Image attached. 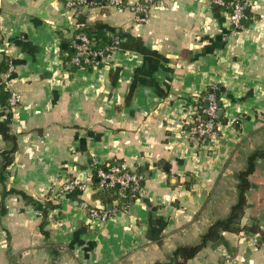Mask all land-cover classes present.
Here are the masks:
<instances>
[{
  "label": "crops",
  "instance_id": "0c3cea01",
  "mask_svg": "<svg viewBox=\"0 0 264 264\" xmlns=\"http://www.w3.org/2000/svg\"><path fill=\"white\" fill-rule=\"evenodd\" d=\"M246 3L236 28L215 0H154L144 21L104 0H0V63L12 68L1 77L18 94L0 264H155L229 215L239 173L264 151V0ZM84 28L93 42L119 40L98 69L72 62ZM210 87L221 90L218 133L197 143L187 132ZM13 145L0 134V176ZM104 162L143 176L127 209L98 189ZM72 179L90 183L64 192ZM249 180L242 223L264 232L263 157ZM223 235L186 264H264L259 234Z\"/></svg>",
  "mask_w": 264,
  "mask_h": 264
},
{
  "label": "built area",
  "instance_id": "2783aa9c",
  "mask_svg": "<svg viewBox=\"0 0 264 264\" xmlns=\"http://www.w3.org/2000/svg\"><path fill=\"white\" fill-rule=\"evenodd\" d=\"M86 1L76 0L78 4H83ZM215 1L228 11L229 18L234 27L242 28L244 26V20L246 19L245 11L247 9L246 0H230L229 2L227 0ZM108 2L110 5L121 7L132 5L138 15V19L144 21L149 7L154 3V0H108ZM76 40L72 62L77 66L90 65L98 69L103 63L112 61L114 51L119 48L118 39L113 40L110 46L100 50L93 49L92 39L84 33H79ZM9 70L10 73L12 68H9ZM215 90H217V87H213V90L206 95L207 105L200 106L199 111L196 110L195 112L193 124L187 132L188 138L194 142L202 143L217 136L219 110L221 106L218 101V95L214 92ZM10 101L12 105L17 103L18 94L16 92L11 91ZM96 177L98 179L99 190L111 191L114 188H118L117 201L119 206L121 205L124 209H127L132 203L131 199H136L142 191L141 181L143 176L115 162H104L103 167L98 169ZM89 183L72 179L62 187V190L64 192L83 191L88 187ZM84 207L92 218L106 221L110 217V211L106 208H99L88 203H84Z\"/></svg>",
  "mask_w": 264,
  "mask_h": 264
},
{
  "label": "trees",
  "instance_id": "16d2710c",
  "mask_svg": "<svg viewBox=\"0 0 264 264\" xmlns=\"http://www.w3.org/2000/svg\"><path fill=\"white\" fill-rule=\"evenodd\" d=\"M106 1L108 0H104L105 3ZM227 1L229 2L230 0ZM245 16H247L246 11ZM82 33L87 35L88 30L84 28ZM111 43L112 40L107 41L103 44H101L100 41L97 42L94 40L93 42L92 40V47L94 50H100L106 48L107 46H110ZM8 70L9 63L5 60L2 61L0 63V115L3 116L4 119L0 120V134L6 140H10L14 143L11 149L2 152V173L0 176L2 180L4 178V173L7 167L13 162L14 154L16 152V136L10 133L12 108L14 107V105H12L10 101L11 90L9 89L7 82L1 77V74L8 72ZM212 90L213 87H210L208 90H206L205 95H208ZM214 92L218 95V101L221 106L220 88L218 87ZM219 120H221L220 116L218 118V121ZM261 157L264 158V151H257L256 153L252 154L248 159V167L244 171L239 173L238 201L232 206L229 215L210 224L208 229L202 234L200 240L197 243L180 245L168 256V259L166 261H158L155 264H186L209 243H218L223 241L224 232H233L236 234L246 235L257 233L260 235V242H264V232L261 229H259L257 226H248L242 223L244 208L246 205V192L250 188L249 176L254 172L256 160ZM113 190H118V188H114ZM104 196H106V192L104 193ZM133 200L134 198L131 199V201Z\"/></svg>",
  "mask_w": 264,
  "mask_h": 264
},
{
  "label": "water",
  "instance_id": "95a60500",
  "mask_svg": "<svg viewBox=\"0 0 264 264\" xmlns=\"http://www.w3.org/2000/svg\"><path fill=\"white\" fill-rule=\"evenodd\" d=\"M219 115H222V110L221 109L219 110ZM141 182H143V181H141Z\"/></svg>",
  "mask_w": 264,
  "mask_h": 264
}]
</instances>
